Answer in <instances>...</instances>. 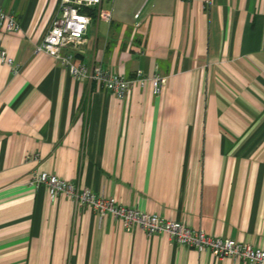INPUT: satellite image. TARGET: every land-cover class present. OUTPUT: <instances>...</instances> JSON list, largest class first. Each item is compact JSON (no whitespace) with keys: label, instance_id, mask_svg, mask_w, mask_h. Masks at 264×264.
I'll use <instances>...</instances> for the list:
<instances>
[{"label":"crops","instance_id":"obj_1","mask_svg":"<svg viewBox=\"0 0 264 264\" xmlns=\"http://www.w3.org/2000/svg\"><path fill=\"white\" fill-rule=\"evenodd\" d=\"M58 3L0 0L21 27L0 23L20 66L0 61V264H250L128 231L31 181L48 172L264 250V0H115L78 60L165 80L123 98L36 52Z\"/></svg>","mask_w":264,"mask_h":264},{"label":"built area","instance_id":"obj_2","mask_svg":"<svg viewBox=\"0 0 264 264\" xmlns=\"http://www.w3.org/2000/svg\"><path fill=\"white\" fill-rule=\"evenodd\" d=\"M115 0H59L49 30L36 47V52L47 54L66 68L71 76L81 82H98L108 91L120 98L125 97L136 87H143L146 82L152 84L153 94L159 95L165 85L164 78L154 75L146 76L138 71L134 79L115 75L100 66L90 70L85 63L78 60L84 54L90 26L95 20L111 23L112 8L105 5ZM137 15L136 17H138ZM0 23L7 32H18L21 27L14 15L0 9ZM0 61L11 67L14 75L20 72V66L10 58L0 46ZM28 159H38V155ZM32 186L47 188L52 197L68 196L75 207L91 208L103 220L112 215L120 219L128 231L141 228L148 235L167 234L171 240L182 246H188L199 252L211 250L220 258L243 260L250 264H264V250L251 244H244L233 239L209 235L194 230L182 222L165 220L157 214L142 212L135 208L120 205L115 198L97 195L90 189L81 187L72 181L60 178L48 172H35Z\"/></svg>","mask_w":264,"mask_h":264},{"label":"rangeland","instance_id":"obj_3","mask_svg":"<svg viewBox=\"0 0 264 264\" xmlns=\"http://www.w3.org/2000/svg\"><path fill=\"white\" fill-rule=\"evenodd\" d=\"M105 8H114V3L113 4H109V5H105Z\"/></svg>","mask_w":264,"mask_h":264}]
</instances>
